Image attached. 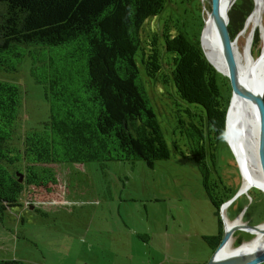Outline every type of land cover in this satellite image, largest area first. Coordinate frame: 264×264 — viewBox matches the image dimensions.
<instances>
[{"label":"trees","instance_id":"trees-1","mask_svg":"<svg viewBox=\"0 0 264 264\" xmlns=\"http://www.w3.org/2000/svg\"><path fill=\"white\" fill-rule=\"evenodd\" d=\"M165 2L0 0V70L16 71L30 58L31 76L43 86L50 110L40 127L27 131L21 149L13 140L19 131L23 93L16 83L0 79V215L21 205L29 186L57 184L54 164L142 160L153 167L170 157L141 78L136 60L140 51L147 76L174 89L188 104L186 115L177 118V128L187 140L186 152L175 146L193 158L200 171L219 221L218 234L204 240L212 252L217 249L224 234L220 209L232 197L216 167L232 91L205 55L203 21L191 36L172 32L167 24L163 31L150 30L143 36V25L164 9ZM254 8V0H237L233 5L234 38ZM255 40L260 47V30ZM27 198L35 197L29 192ZM0 264L33 263L0 258Z\"/></svg>","mask_w":264,"mask_h":264},{"label":"rangeland","instance_id":"rangeland-1","mask_svg":"<svg viewBox=\"0 0 264 264\" xmlns=\"http://www.w3.org/2000/svg\"><path fill=\"white\" fill-rule=\"evenodd\" d=\"M211 9L210 0H166L164 9L143 25L142 34L163 31L167 24L172 32L194 35L202 21L206 26ZM254 25L252 55L259 53L253 55L258 58L264 51L263 10L259 23L251 22L236 36L237 62L243 60ZM257 30L263 38L260 47L255 40ZM215 38L221 52L217 32ZM136 60L170 157L153 167L142 160L54 164L57 184L29 186L20 199L23 206L0 215V258L33 264H207L210 260L213 249L204 236L218 234V216L196 162L175 146L186 152L187 140L177 128V118L186 115L188 104L174 89L147 76L140 51ZM30 67L31 60L26 58L16 71L0 70V79L16 83L23 93L19 131L13 140L21 149L27 131L40 127L50 113L44 88L31 76ZM236 157L227 140L218 144L217 171L234 199L225 212L231 220L243 214L241 222L262 224L264 191L243 182ZM240 189L247 193L239 194ZM29 192L35 197L33 208L24 206ZM254 236L238 229L232 246Z\"/></svg>","mask_w":264,"mask_h":264},{"label":"bare ground","instance_id":"bare-ground-1","mask_svg":"<svg viewBox=\"0 0 264 264\" xmlns=\"http://www.w3.org/2000/svg\"><path fill=\"white\" fill-rule=\"evenodd\" d=\"M254 1L255 8L249 17L247 25L251 22L257 24L262 18L264 0ZM203 32L204 50L207 57H209L210 62L218 71L226 74L228 71L227 64L222 53L215 45L216 32L219 40V25L217 14L212 9L210 19L207 21ZM251 39L250 37L247 45L244 47L243 60L237 62L234 53V71L238 81H240L239 79H243L262 85L264 84V51L258 58L253 57ZM258 132L259 114L255 101L239 95H233L228 111L227 140L237 156L236 158H238L237 161L240 164L243 182L245 184L250 183L264 191V175L257 155ZM235 223H242L241 219H237ZM229 225L231 223L228 222ZM261 226L263 228L262 230L250 229L255 236L251 241L245 242L241 247H233V239H231L220 250L219 256H226L239 251L249 252L264 246V222Z\"/></svg>","mask_w":264,"mask_h":264},{"label":"water","instance_id":"water-1","mask_svg":"<svg viewBox=\"0 0 264 264\" xmlns=\"http://www.w3.org/2000/svg\"><path fill=\"white\" fill-rule=\"evenodd\" d=\"M211 7L213 12L217 14L218 17V25H219V41H220V49L223 55V58L227 64L228 71L225 75L231 91L233 95H239L242 97H246L255 101L258 114H259V132H258V143H257V155L261 165V169L264 175V84H256L245 81L243 79L237 80V76L234 71V44L237 38L233 37L232 26H231V10L233 5L237 2V0H210ZM248 21V19H247ZM247 21L245 27L247 26ZM255 25L252 28L251 38L253 37V31L255 30ZM205 25L203 27L204 31ZM201 43L203 47V32L201 35ZM204 50V47H203ZM205 52V50H204ZM206 55V52H205ZM207 57V55H206ZM208 58V57H207ZM209 60V58H208ZM210 61V60H209ZM217 70V69H216ZM218 71V70H217ZM231 96V99H232ZM231 101V100H230ZM230 106V105H229ZM228 111L226 116V133L224 139L227 140V119H228ZM228 141V140H227ZM229 143V142H228ZM231 146V145H230ZM232 148V147H231ZM20 181H23V175L20 176ZM240 189V193L241 194ZM247 193V192H246ZM251 197V194H250ZM234 199H229L223 203L220 209V214L224 223V234L222 236V240L219 243L217 249L213 252L212 257L207 262V264H259L264 261V246H261L255 250L251 251H239L232 253L226 256H219L220 250L231 241L234 240L235 232L240 230H247L253 233L250 229L254 230H262L261 223L256 225H250L246 221L242 220V223H235L237 219H242V215L234 220H230L227 216L225 210L228 206L233 202ZM228 222L231 225L228 226ZM252 240V239H251ZM244 244L241 243L238 247H241Z\"/></svg>","mask_w":264,"mask_h":264},{"label":"flooded vegetation","instance_id":"flooded-vegetation-1","mask_svg":"<svg viewBox=\"0 0 264 264\" xmlns=\"http://www.w3.org/2000/svg\"><path fill=\"white\" fill-rule=\"evenodd\" d=\"M28 202H29V206H30L31 208H33L34 205H35V201H34V199L31 200V199L28 198ZM236 239H237V238H236Z\"/></svg>","mask_w":264,"mask_h":264},{"label":"crops","instance_id":"crops-1","mask_svg":"<svg viewBox=\"0 0 264 264\" xmlns=\"http://www.w3.org/2000/svg\"><path fill=\"white\" fill-rule=\"evenodd\" d=\"M227 209H228V208H227ZM238 217H239V216H238ZM238 217H236V218H238ZM236 218H235V219H236ZM230 220H231V219H230Z\"/></svg>","mask_w":264,"mask_h":264},{"label":"built area","instance_id":"built-area-1","mask_svg":"<svg viewBox=\"0 0 264 264\" xmlns=\"http://www.w3.org/2000/svg\"><path fill=\"white\" fill-rule=\"evenodd\" d=\"M28 204H29V202H28Z\"/></svg>","mask_w":264,"mask_h":264}]
</instances>
